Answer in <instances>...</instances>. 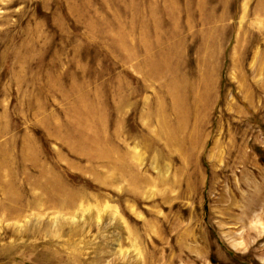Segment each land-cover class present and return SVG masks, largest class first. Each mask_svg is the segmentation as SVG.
<instances>
[{
    "label": "rangeland",
    "instance_id": "obj_1",
    "mask_svg": "<svg viewBox=\"0 0 264 264\" xmlns=\"http://www.w3.org/2000/svg\"><path fill=\"white\" fill-rule=\"evenodd\" d=\"M0 264H264V0H0Z\"/></svg>",
    "mask_w": 264,
    "mask_h": 264
}]
</instances>
